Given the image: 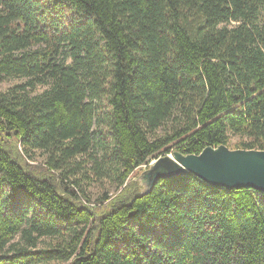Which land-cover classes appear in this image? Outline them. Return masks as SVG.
<instances>
[{"label":"trees","instance_id":"16d2710c","mask_svg":"<svg viewBox=\"0 0 264 264\" xmlns=\"http://www.w3.org/2000/svg\"><path fill=\"white\" fill-rule=\"evenodd\" d=\"M6 79L0 264H264L263 194L135 180L231 135L264 150V0H0Z\"/></svg>","mask_w":264,"mask_h":264},{"label":"water","instance_id":"95a60500","mask_svg":"<svg viewBox=\"0 0 264 264\" xmlns=\"http://www.w3.org/2000/svg\"><path fill=\"white\" fill-rule=\"evenodd\" d=\"M193 174L209 185L229 190L251 189L264 195V150L208 147L200 154H165L139 177L141 194L152 192L159 179Z\"/></svg>","mask_w":264,"mask_h":264},{"label":"rangeland","instance_id":"374dc122","mask_svg":"<svg viewBox=\"0 0 264 264\" xmlns=\"http://www.w3.org/2000/svg\"><path fill=\"white\" fill-rule=\"evenodd\" d=\"M19 83H21V80H19V79H6V80H4V82H2L1 84H0V90L1 91H6L7 89H9L10 87H12V86H14V85H16V84H19ZM43 89H39V91H42ZM240 141V137H238V136H234V135H231V137H230V144H229V148L230 149H232V150H235L236 149V147H235V145H236V143H238ZM172 154V153H171ZM153 162V161H152ZM152 162H151V164H152ZM31 164H42L43 163V157H42V154H38L37 155V159H36V161H34V162H30ZM147 168H149V166L147 167V166H144L143 167V169H142V171L139 173V176L135 179L138 183H139V181H138V179H139V177H140V175L147 169ZM139 186L141 187V189H142V186L140 185V183H139ZM87 189H88V193H90V195H91V198H93L94 200H98V199H100L104 194H105V192L108 190L109 192H110V194H112V193H114V187H109L108 186V183L107 182H104V181H96V182H93L92 184H91V186L89 187V186H87ZM48 243H49V239H45ZM45 241V242H46ZM45 242H43L42 243V246H45L46 245V243ZM52 264H70L69 262H61V263H52Z\"/></svg>","mask_w":264,"mask_h":264}]
</instances>
